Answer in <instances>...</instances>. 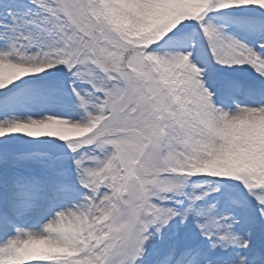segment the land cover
<instances>
[{"label":"rangeland","instance_id":"obj_1","mask_svg":"<svg viewBox=\"0 0 264 264\" xmlns=\"http://www.w3.org/2000/svg\"><path fill=\"white\" fill-rule=\"evenodd\" d=\"M135 162L146 198L125 209ZM0 177L46 186L52 213L74 187L94 200L91 264H264V0H0ZM23 190L7 211L42 200Z\"/></svg>","mask_w":264,"mask_h":264},{"label":"bare ground","instance_id":"obj_2","mask_svg":"<svg viewBox=\"0 0 264 264\" xmlns=\"http://www.w3.org/2000/svg\"><path fill=\"white\" fill-rule=\"evenodd\" d=\"M60 179L61 185L65 186L72 178L63 173ZM58 183L53 185L54 191L59 186ZM16 188L20 191H24V188L25 191L34 189V192H40L42 200H37L35 196L31 200V195L28 194L29 199L25 206H14L11 211H7L10 206L8 202H3ZM62 189L59 186L55 192ZM97 190L98 188H93L94 192H98ZM71 192L75 194V202L52 213L50 207L54 201L50 202L46 186L27 177H0V213H4V216L10 215L7 222L17 223L16 228L0 224V264H44L52 260L55 264H91L94 254L90 245L98 239L102 222L94 200L84 197L83 191L77 187L71 189ZM37 202L40 211L35 214L31 205ZM61 209L63 210L60 211ZM57 212L58 217H54ZM34 217H38L37 221L44 219L48 222L35 225ZM164 248L165 253L176 254L177 248L170 237L166 239ZM98 249L96 247V252ZM177 261L174 264H182V261Z\"/></svg>","mask_w":264,"mask_h":264},{"label":"trees","instance_id":"obj_3","mask_svg":"<svg viewBox=\"0 0 264 264\" xmlns=\"http://www.w3.org/2000/svg\"><path fill=\"white\" fill-rule=\"evenodd\" d=\"M73 1H75V0H73ZM74 4V3H73ZM66 6H68V4L66 3ZM77 8H80V4H78L77 6H76V8L75 9H77ZM63 10H64V12H65V15H66V18H67V20H69L70 21V23H73L74 24V26H75V29L78 31V35H80L81 34V32L84 30V29H82L85 25H87L88 26V33H87V36H89V38H87V39H90V44H93V43H95V42H97V41H101L102 39H104V37L106 36L105 34L106 33H103L102 34V36L100 35V36H98L97 34H96V32H93V31H91L92 30V25H91V22H90V20H89V18L87 17V15H86V13L84 12V10H82L80 13H77V12H74V13H70L68 10H67V8H65L64 7V5H63ZM79 14H81V16H79ZM82 20H84V21H86V23L84 24V21H81V19ZM75 19V20H74ZM101 25V24H100ZM87 32V31H86ZM103 35H104V37H103ZM81 36V35H80ZM86 36V35H85ZM100 37V38H99ZM113 42L115 43V44H113L112 46H110V48L107 50V51H105V52H103L104 54H110L111 52L112 53H115L116 52V50H118L120 53H121V57H118V59H125L126 58V55L128 54V53H131L132 51H133V49H134V45L133 44H130L129 46L127 45V46H125V44H123V45H119V40L118 39H114L113 40ZM129 44V43H128ZM109 45V44H108ZM115 51V52H114ZM101 58H106V56L104 55H102V57ZM110 63H112V61H109Z\"/></svg>","mask_w":264,"mask_h":264},{"label":"water","instance_id":"obj_4","mask_svg":"<svg viewBox=\"0 0 264 264\" xmlns=\"http://www.w3.org/2000/svg\"><path fill=\"white\" fill-rule=\"evenodd\" d=\"M139 162L126 174L119 194L122 205L131 208L140 205L145 199V189L139 176Z\"/></svg>","mask_w":264,"mask_h":264}]
</instances>
